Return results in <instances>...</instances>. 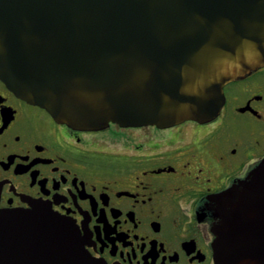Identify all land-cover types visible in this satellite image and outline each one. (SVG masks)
Segmentation results:
<instances>
[{
    "label": "water",
    "instance_id": "1",
    "mask_svg": "<svg viewBox=\"0 0 264 264\" xmlns=\"http://www.w3.org/2000/svg\"><path fill=\"white\" fill-rule=\"evenodd\" d=\"M264 64V0H0V79L72 128L215 118ZM214 264H264V162L212 198ZM0 264H96L44 204L0 209Z\"/></svg>",
    "mask_w": 264,
    "mask_h": 264
},
{
    "label": "flooded vegetation",
    "instance_id": "2",
    "mask_svg": "<svg viewBox=\"0 0 264 264\" xmlns=\"http://www.w3.org/2000/svg\"><path fill=\"white\" fill-rule=\"evenodd\" d=\"M218 115L168 127L72 128L0 79V209L70 219L96 264H214V196L264 162V64Z\"/></svg>",
    "mask_w": 264,
    "mask_h": 264
}]
</instances>
